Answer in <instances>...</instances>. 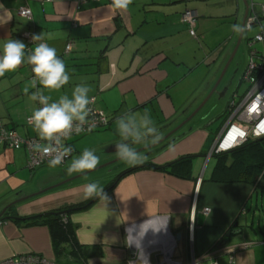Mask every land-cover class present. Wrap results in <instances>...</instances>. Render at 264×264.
Listing matches in <instances>:
<instances>
[{"label":"crops","instance_id":"crops-1","mask_svg":"<svg viewBox=\"0 0 264 264\" xmlns=\"http://www.w3.org/2000/svg\"><path fill=\"white\" fill-rule=\"evenodd\" d=\"M252 1L133 0L121 13L111 7L110 0H0V54L10 39L33 48V42L27 44L22 38L30 29L35 34L44 33L70 75L62 89H45L44 94L50 95L52 101L61 95L71 98L74 87L85 83L92 89L89 97L95 99L96 111L109 118L105 129L65 143L73 151L64 166L32 170L25 148L16 150L0 142V263L36 254L58 264H230V257L235 264H264V228L258 218L264 212L257 197L254 201V193L264 180L254 186L237 182V178L234 183L222 182L214 178L216 157L208 158L238 93V89L235 93L232 90L228 103L220 108L219 117L224 123L219 130H210L219 118L215 115L219 103L212 104L211 99L223 90L222 99L232 89L234 76L229 82L224 77L234 60L199 121L189 122L171 140L142 152L145 163L159 166L195 155L189 178L171 171L137 170L120 180L107 194V200L99 198L83 210L72 209L67 215L71 233L67 239L54 235L48 225L24 220L65 211L94 198L85 196L84 185L95 179L85 176L101 167L72 173L68 167L85 148L99 157L96 167L118 159L113 151L121 139L115 124L118 117L135 114L139 124L147 110L161 134L160 140L186 121L209 96L232 56L236 33L231 25L246 21ZM254 2L264 4V0ZM22 7L32 10V19L19 16ZM188 10L198 13V38H193L199 40L201 36L204 50L193 51L194 45L176 40L187 35L189 28L181 18ZM254 27L258 28L255 36L264 32V18ZM253 38L247 40V46ZM262 44L256 43L254 48L263 52L264 44L257 48ZM27 55L30 51L26 50L25 63L16 71L0 77V120L21 138H39L26 121L41 106L29 97L42 87L33 86ZM203 66L208 69L202 72L205 76L191 79L193 71ZM172 139L176 141L171 144ZM149 145L154 144L133 146L140 149ZM76 177L79 178L65 183ZM112 181H104V189ZM17 200L21 201L14 204ZM160 217L164 218L162 225L142 227ZM236 224L245 235L229 239L228 233L234 232ZM129 229L134 244H129ZM178 234L182 235L180 240ZM219 245L222 250L217 253Z\"/></svg>","mask_w":264,"mask_h":264},{"label":"clouds","instance_id":"clouds-1","mask_svg":"<svg viewBox=\"0 0 264 264\" xmlns=\"http://www.w3.org/2000/svg\"><path fill=\"white\" fill-rule=\"evenodd\" d=\"M132 3L133 0H112L111 7L123 13ZM0 8H3V5H0ZM250 28L248 21L231 25V30L241 37L246 35ZM31 40L34 47L28 49L30 55H27L26 62L31 65L34 75L33 86L35 87L38 82L42 87L29 97L32 101H39L41 106L28 117V123L37 132L39 139L46 142L43 146L33 145V150L40 147L45 156H51L48 161L49 166L56 167L61 165L64 158L73 151L71 146L62 144L61 140L69 139L73 132L79 134L84 130V125L88 123L91 112L89 92L92 89L89 85L81 83L74 87L71 98L68 95H61L58 100L52 101L50 95L44 94V90L62 89L69 83L70 75L64 61L57 55V49L49 45L44 33L33 34ZM26 49L25 43L19 40L10 39L3 44V51L0 54V77H3L6 72L16 71L25 63ZM144 114L139 124L134 118L135 114L128 117L120 116L115 121L117 134L121 137L120 141L115 144V154L129 165L135 166L146 159V156L137 151L133 145L155 144L161 139V134L151 114L147 110ZM98 163L99 157L95 152L85 148L79 156L73 158L68 172L91 170ZM84 194L90 198L108 199L104 187L99 182L84 185ZM163 221L164 218L160 217L154 221L145 222L142 227L144 229L156 228L157 225H162ZM128 231L130 233L129 244L136 243L131 235V229ZM143 234L142 232L141 235Z\"/></svg>","mask_w":264,"mask_h":264},{"label":"built area","instance_id":"built-area-1","mask_svg":"<svg viewBox=\"0 0 264 264\" xmlns=\"http://www.w3.org/2000/svg\"><path fill=\"white\" fill-rule=\"evenodd\" d=\"M53 2L54 0H45ZM112 2V0H110ZM19 16L25 19H32V10L29 7H22L19 10ZM264 18V4L257 5L254 0L248 5V16L246 21L254 26L261 23ZM182 22L188 26L192 37L197 38L196 25L198 13L195 10H188L182 14ZM249 30V31H250ZM35 34L31 29L24 32L22 38L27 44L32 43L31 37ZM256 43L264 44V32L255 36L248 42L250 49V62L242 74L241 82L246 86L244 94L238 103L235 100L229 107V114L226 125L220 135L217 137L208 158L218 153L229 152L246 143L250 138L258 139L264 137V51H257L254 46ZM30 49L27 45V51ZM71 46L67 47L70 50ZM34 78V75H33ZM39 85V83L37 82ZM95 99H91L89 108L91 109L88 117V123L84 125V130L79 134L73 132L67 140H61L65 144L72 138L81 137L86 134L105 129L109 125V118L105 113L98 112L94 106ZM27 124L28 118L26 119ZM32 126V125H30ZM0 142L7 144L12 149L25 148L29 155V167L34 170L39 167L49 166L48 161L51 156H45L40 147L33 150V145L43 146L46 142L39 138H21L16 131L11 130L0 120ZM72 157V153L64 158L59 166L66 165ZM206 212L209 209L205 210ZM222 246L219 245L217 253L221 252ZM0 264H58L56 261L46 257L27 254L19 257L7 259ZM230 264H235L234 258L230 257Z\"/></svg>","mask_w":264,"mask_h":264},{"label":"trees","instance_id":"trees-1","mask_svg":"<svg viewBox=\"0 0 264 264\" xmlns=\"http://www.w3.org/2000/svg\"><path fill=\"white\" fill-rule=\"evenodd\" d=\"M214 156L217 159L214 178L217 177L219 180H222V182L234 183V180L237 178V182H244L254 186L264 180V137L258 139L250 138L242 146L229 152L215 154ZM194 158H196L195 155H185L162 166L152 162H143L135 166L130 165L117 173L113 181L105 188V192L108 194L116 187L120 180L144 168L171 171L176 175L189 178L191 175V164ZM97 199L99 198L94 197L84 203L71 206L68 210H83ZM58 212L61 211H51L24 220L27 222L31 221L34 225H48L54 232V235H60L61 237L63 236V239H67L69 235H71L70 222L67 215L59 216L57 215Z\"/></svg>","mask_w":264,"mask_h":264},{"label":"rangeland","instance_id":"rangeland-1","mask_svg":"<svg viewBox=\"0 0 264 264\" xmlns=\"http://www.w3.org/2000/svg\"><path fill=\"white\" fill-rule=\"evenodd\" d=\"M189 3V2H186V4ZM189 30V29H188ZM187 30V35L184 37V35H180L179 37H177L176 40H179L181 42H184L185 45L187 46H192L194 45V48H193V51H200V50H204L205 49V44H204V41H202L201 39V36L199 38V40L197 39H194L190 34H189V31ZM258 28L257 27H254L253 30L251 31H248L246 33V35L243 36L242 40L240 41V45L238 46V43H239V40H240V36L237 35V34H234V41H233V45H234V51L235 49L237 48V52L234 56V61L232 63V65L229 67L228 69V72H227V75H225L224 77V81H230V79L234 76V84L232 86V89L228 91L227 95L224 97V98H220L222 93H223V90L218 94H215L214 97L211 99V103L213 104L214 102H218L219 103V106L217 108V110L215 111V115H217V117H219V113H220V108L224 106L225 102L228 103L229 101V95L231 93L232 90H234V93L236 92V90L238 89V93L235 94V102L238 103L239 100H240V97L244 94L245 90H246V86L241 82V76H242V73H243V70L248 66L249 62H250V49L249 47L247 46V40L249 38H253L256 33L258 32L257 31ZM197 31V35H198V30L196 29ZM212 34H209L208 37H211ZM188 37V39H187ZM198 38V36H197ZM194 40V42H193ZM259 49L263 48V44L261 45V47H257ZM231 58V57H230ZM229 58V60H230ZM199 62H202L203 64H205L207 66V64L205 62H203V59H200ZM229 62V61H228ZM227 62V64H228ZM227 64L226 66L224 67V69L222 70V72L220 73L218 79H217V82L218 80L220 79V77L222 76V74L224 73L226 67H227ZM205 66V67H206ZM208 69L207 68H204L203 67H200L198 69H195L193 71V75H192V78L191 79H194V78H199L200 75L201 77L207 73ZM202 72H206L205 74H202ZM226 73V71H225ZM203 76V77H204ZM216 82V83H217ZM233 101V100H232ZM231 101V103H232ZM201 114H199L196 118H194L190 124L192 123H196L197 121H199L200 119ZM220 118V117H219ZM217 118L216 121L214 122V124L211 126L210 130L216 132L217 130H219V128L221 127V125L224 123V119L222 118ZM213 164H215V160L214 159H210ZM106 164L104 165H99L98 167L94 168V169H98L96 170L95 172L85 176V177H91L93 179H95V182H99L102 186L105 184L104 181H107L109 183V181L113 178L114 176L117 175V173H119L121 170L125 169L126 167L130 166L129 164L125 163L124 161H120L116 164H113L111 166H108V167H104ZM48 171H61L60 169H57V168H47ZM89 171H92L89 170ZM87 172V171H86ZM85 173V172H84ZM41 175V174H40ZM255 194V198H254V201L256 200V197L257 199L259 200L258 201V204L260 206L263 207V211L264 212V183L257 189V193H254ZM251 218V217H250ZM258 218L262 220V226L264 228V214H260L258 215Z\"/></svg>","mask_w":264,"mask_h":264},{"label":"water","instance_id":"water-1","mask_svg":"<svg viewBox=\"0 0 264 264\" xmlns=\"http://www.w3.org/2000/svg\"><path fill=\"white\" fill-rule=\"evenodd\" d=\"M245 2H246V0H244ZM246 15H248V13L246 14ZM241 36H240V40H239V43H238V46L240 45V41H241ZM236 52H237V48L235 49V51L233 52V54H232V56H231V58H230V60H229V62H228V64H227V67H228V65L230 64V62L234 59V56H235V54H236ZM226 67V68H227ZM225 71H226V69H225ZM225 71H224V73H225ZM224 73L222 74V76L220 77V79L218 80V82L215 84V86H214V88H213V90L211 91V93L209 94V96L205 99V101L195 110V112H193V114L188 118V119H186V121H184V122H182L181 124H179L178 126H176L169 134H167L162 140H160L158 143H156V144H154V145H149V146H146V147H143V148H140V149H137V151H139V152H145V151H147V150H151V149H153V148H156L157 146H159V145H161L162 143H164V142H166L167 140H171V138H173V136H175L185 125H187L189 122H191V120H193L194 118H196L201 112H202V110H203V108L206 106V104L209 102V100L211 99V97H212V95H213V92L216 90V87L219 85V83L221 82V80H222V78H223V76H224ZM227 89V88H226ZM226 89H224V90H226ZM177 139V138H176ZM176 139H172V141H170L171 142V144L172 143H174L175 141H176ZM170 144V145H171ZM113 151H115V147L113 148ZM120 161H122L121 159H116V160H114L113 162H111V163H108V164H106L104 167H108V166H111V165H113V164H116V163H118V162H120ZM83 176V175H82ZM77 178H79V177H76V178H74V179H71V180H69V181H66L65 183H68V182H71V181H73V180H75V179H77ZM65 183H62L61 185H64ZM60 185H58V186H55V187H52V188H50V189H47V190H44V191H42V192H40V193H38L39 195L40 194H43V193H46L47 191H49V190H53V189H55V188H57V187H59ZM18 196V195H17ZM26 200V199H25ZM21 200H17V201H15V203L14 204H17V202H20ZM14 204H12V205H10L8 208H10V207H12ZM72 211L71 210H65V211H61V212H58L57 213V215H59V216H66V215H68V214H70ZM244 235H245V233H244V230L241 228V227H239L238 228V224H236L235 226H234V232H230L229 234H228V238L230 239L232 236H234V237H244ZM181 234H178L177 235V239L178 240H180V238H181Z\"/></svg>","mask_w":264,"mask_h":264},{"label":"flooded vegetation","instance_id":"flooded-vegetation-1","mask_svg":"<svg viewBox=\"0 0 264 264\" xmlns=\"http://www.w3.org/2000/svg\"><path fill=\"white\" fill-rule=\"evenodd\" d=\"M228 234H229V233H228ZM222 241H223L222 243L225 244V240H222ZM223 244H222V245H223ZM222 245H221V246H222Z\"/></svg>","mask_w":264,"mask_h":264}]
</instances>
